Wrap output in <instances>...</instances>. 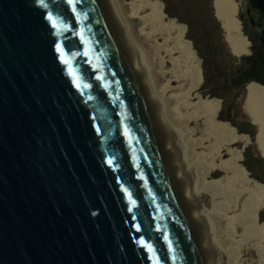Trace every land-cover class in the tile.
Wrapping results in <instances>:
<instances>
[{
    "label": "water",
    "instance_id": "water-1",
    "mask_svg": "<svg viewBox=\"0 0 264 264\" xmlns=\"http://www.w3.org/2000/svg\"><path fill=\"white\" fill-rule=\"evenodd\" d=\"M129 13L0 0V264H232Z\"/></svg>",
    "mask_w": 264,
    "mask_h": 264
},
{
    "label": "bare ground",
    "instance_id": "bare-ground-1",
    "mask_svg": "<svg viewBox=\"0 0 264 264\" xmlns=\"http://www.w3.org/2000/svg\"><path fill=\"white\" fill-rule=\"evenodd\" d=\"M126 5L153 53L159 91L169 100L168 116L182 130L199 194L218 224L231 263L264 264V221L256 217L264 208V181L241 163L247 145L256 144L264 157V87L255 81L245 86L243 107L258 128L253 142L248 133L218 118L222 105L217 97L194 95L203 79L202 60L186 37L187 25L168 18L161 0H129ZM212 6L232 54H248L251 41L238 17L237 0H212ZM238 143L243 146L235 147Z\"/></svg>",
    "mask_w": 264,
    "mask_h": 264
},
{
    "label": "rangeland",
    "instance_id": "rangeland-1",
    "mask_svg": "<svg viewBox=\"0 0 264 264\" xmlns=\"http://www.w3.org/2000/svg\"><path fill=\"white\" fill-rule=\"evenodd\" d=\"M161 1L164 4V11L167 13L168 18L170 17L172 19H176L177 22L184 23L187 25L186 37L192 42L193 48L196 50L198 56L202 60L201 68H202L203 79H202V83L193 92L194 95H197V94L199 95L200 93L201 94L200 96H202V98L217 97L221 101V105H222L221 111L218 113V118L223 121L230 122L234 127L237 128V130L239 129L238 127H242L243 124H246L243 122H250L252 124V122L250 121V117L248 116L247 112L245 111L243 107L245 89L236 98L232 97L233 95H230L227 97L223 96V88L221 85L222 82H220L219 84V81H218L220 80L219 77L222 78L224 76L223 74L230 71L231 67L234 64L236 65L237 62H235V60L229 57V53H232V52L230 51L229 49L230 47L228 46L226 41L225 43L227 44V47L223 45V43L220 41H217L216 44L214 43L213 41L214 38L211 37L210 35L212 34V31H215L214 27L217 29L215 24L213 23L209 24L208 21H206V25L201 23V20L199 19L200 16L204 15L205 18L207 19L206 17L207 6H206L205 0H161ZM210 1L212 4V0ZM128 2L129 0H124L125 4H127ZM237 2L240 5L239 6V16H241L246 23L247 21L246 20L247 19V13H246L247 12V0H237ZM167 10L171 11L172 15H169L170 13H168ZM220 29H221L220 33L223 36L224 30H222L221 26H220ZM243 30H244V24H243ZM248 31H249L250 37H252L253 39L252 41L250 37H248L249 40L251 41V48L254 45V42L257 43V45L259 46L260 45L259 44V39H260L259 33H261L260 29L255 28V26H249ZM223 39H224V36H223ZM251 48H250V52L245 55H249L252 53ZM241 57L242 56L240 57L236 56V58H238L239 60L241 59ZM205 73H207L208 77L205 76ZM176 84L173 83V85H176ZM262 86L264 87V85ZM211 92H214V94L216 95L214 96L211 95ZM222 96H223V99L221 98ZM249 128L253 129V131L255 132L254 136L249 135L252 141L254 142L256 140V131L258 128L256 125H254V128H252L251 126H249ZM240 133H244V132H240ZM255 145L256 144H251V145H247L244 147V158H243V161H241L243 165H244L243 162L248 160L247 155L245 154V150H248L249 155H254L255 158H260L264 160V157L262 156L261 152L257 149ZM242 146H243L242 143H238L237 145H235V147L237 148H241ZM251 161L254 162L253 160ZM249 172L251 176L254 177L255 179L256 177H263L262 181H264V162L260 166L255 165L253 170ZM260 211H262L264 214V208H261Z\"/></svg>",
    "mask_w": 264,
    "mask_h": 264
},
{
    "label": "trees",
    "instance_id": "trees-1",
    "mask_svg": "<svg viewBox=\"0 0 264 264\" xmlns=\"http://www.w3.org/2000/svg\"><path fill=\"white\" fill-rule=\"evenodd\" d=\"M207 6V19L213 21L215 26L220 29V23L217 18L214 16L213 6L210 0H205ZM169 15H172V12L167 10ZM247 21L245 23L244 19L239 16L241 21L244 24V33L250 37L248 27L255 26V28L260 29V39L259 46L254 42L251 50L252 53L249 55L242 56L239 60L232 53H229V57H231L237 64L231 67V70L227 73L223 74L224 76L219 77L222 88H223V96L227 97L233 95L232 97L236 98L239 96L245 89V86L248 82H259V84L264 85V0H247ZM204 16V15H203ZM205 17V16H204ZM246 24V25H245ZM221 30V29H220ZM221 34V33H220ZM250 39L253 41L252 37ZM220 42L223 43L227 47L223 36L221 35ZM205 76L208 77L207 73ZM211 95H216L214 92H211ZM223 96L221 97L223 99ZM219 97V96H218ZM242 127H238L239 132L248 133L251 136H254L255 132L253 129L249 128L251 126L254 128V125L250 122H243ZM245 154L247 155V161L243 162L248 171H252L254 166H260L263 164L264 160L260 158H255L253 155H249L248 150H245ZM251 156V157H250ZM254 158V159H252ZM253 160L254 162H252ZM256 177V176H255ZM258 180H263V177H256ZM257 218L260 221H264V214L262 211L257 212Z\"/></svg>",
    "mask_w": 264,
    "mask_h": 264
},
{
    "label": "flooded vegetation",
    "instance_id": "flooded-vegetation-1",
    "mask_svg": "<svg viewBox=\"0 0 264 264\" xmlns=\"http://www.w3.org/2000/svg\"><path fill=\"white\" fill-rule=\"evenodd\" d=\"M199 19L201 20V23H203L204 25H206V21H208V23H213V21L211 22L209 19L207 20L205 17L203 16H200ZM214 24V23H213ZM215 31H212V34L210 35L211 37L214 38V43L216 44L217 41H220V38H221V34H220V29H216L214 27Z\"/></svg>",
    "mask_w": 264,
    "mask_h": 264
},
{
    "label": "snow or ice",
    "instance_id": "snow-or-ice-1",
    "mask_svg": "<svg viewBox=\"0 0 264 264\" xmlns=\"http://www.w3.org/2000/svg\"><path fill=\"white\" fill-rule=\"evenodd\" d=\"M43 2V0H41V3ZM68 3L69 4H73L74 3V0H68ZM73 11H75V8L73 7ZM49 19L50 20H53L54 18L52 17L51 13H49ZM54 26H55V23H54Z\"/></svg>",
    "mask_w": 264,
    "mask_h": 264
},
{
    "label": "crops",
    "instance_id": "crops-1",
    "mask_svg": "<svg viewBox=\"0 0 264 264\" xmlns=\"http://www.w3.org/2000/svg\"><path fill=\"white\" fill-rule=\"evenodd\" d=\"M254 156V155H253Z\"/></svg>",
    "mask_w": 264,
    "mask_h": 264
}]
</instances>
